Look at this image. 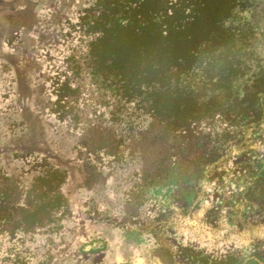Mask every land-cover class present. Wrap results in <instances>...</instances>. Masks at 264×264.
Returning a JSON list of instances; mask_svg holds the SVG:
<instances>
[{
	"label": "rangeland",
	"instance_id": "374dc122",
	"mask_svg": "<svg viewBox=\"0 0 264 264\" xmlns=\"http://www.w3.org/2000/svg\"><path fill=\"white\" fill-rule=\"evenodd\" d=\"M106 2L0 0V264H264V0Z\"/></svg>",
	"mask_w": 264,
	"mask_h": 264
},
{
	"label": "trees",
	"instance_id": "16d2710c",
	"mask_svg": "<svg viewBox=\"0 0 264 264\" xmlns=\"http://www.w3.org/2000/svg\"><path fill=\"white\" fill-rule=\"evenodd\" d=\"M193 1L194 0H107L106 3L115 10V12L117 11V13H120L119 15H121V21L123 22L121 25L131 27L144 25L158 26L162 35H164L163 37H166L171 33V30L174 29L170 21L172 17L168 14L171 7L179 8L177 10L175 9V13L179 10V12H182L192 5ZM150 6H153L151 10L155 13L152 14L150 12V14H148V12L146 13L147 15H145L144 10L150 11Z\"/></svg>",
	"mask_w": 264,
	"mask_h": 264
},
{
	"label": "crops",
	"instance_id": "0c3cea01",
	"mask_svg": "<svg viewBox=\"0 0 264 264\" xmlns=\"http://www.w3.org/2000/svg\"><path fill=\"white\" fill-rule=\"evenodd\" d=\"M100 230L106 246L92 255L88 264H156L151 253H157L159 249L150 250L146 245L138 247L112 228L100 227Z\"/></svg>",
	"mask_w": 264,
	"mask_h": 264
}]
</instances>
